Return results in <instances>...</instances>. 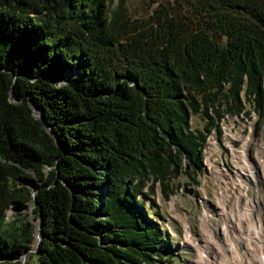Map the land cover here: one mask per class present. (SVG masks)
Instances as JSON below:
<instances>
[{
	"label": "trees",
	"instance_id": "obj_1",
	"mask_svg": "<svg viewBox=\"0 0 264 264\" xmlns=\"http://www.w3.org/2000/svg\"><path fill=\"white\" fill-rule=\"evenodd\" d=\"M140 1L0 0V264L31 213L36 264L171 263L153 183L195 181L224 117L264 119V0Z\"/></svg>",
	"mask_w": 264,
	"mask_h": 264
},
{
	"label": "rangeland",
	"instance_id": "obj_2",
	"mask_svg": "<svg viewBox=\"0 0 264 264\" xmlns=\"http://www.w3.org/2000/svg\"><path fill=\"white\" fill-rule=\"evenodd\" d=\"M116 1L114 0V3ZM128 5L133 13L143 11L140 0H128ZM246 106L249 107L248 104ZM36 113L39 114L37 110ZM203 124L201 115L191 117V128L201 129ZM220 124L222 133L217 135L212 131L206 139L201 153V163H197L196 166L187 157H183L182 163L191 167L195 181L189 175L181 173L167 181L168 185L173 186V190L156 181L153 183V193L145 200L146 208L151 214L155 212L161 214V218L155 215L152 217L169 234L171 245L166 251L173 253V261L169 264H198L200 262L198 252L203 254L208 252L210 258L216 257L220 260L222 252L215 244L210 245L206 241L212 238L217 244L222 243L224 241L222 228H227L230 223L237 231L243 230L236 226L238 217L234 215L230 220L229 214L225 211L233 208H237L238 211L245 210V204L251 202L249 200H253L258 207V195L264 185V176L257 175L259 167L257 168L256 161L261 141H264V119L252 112L251 118L241 115L226 116ZM250 170L252 172L249 174ZM253 172L255 174L252 176ZM150 184L151 181L147 183ZM222 195L223 199H220ZM237 198L240 199V205H237ZM30 209L31 206L26 203L24 208L12 206L6 213L7 216H11L17 211L27 212ZM28 222L33 228V242L25 254L22 253L21 258L23 257V264H36L30 256L35 250L38 235V223L32 213L28 217Z\"/></svg>",
	"mask_w": 264,
	"mask_h": 264
},
{
	"label": "bare ground",
	"instance_id": "obj_3",
	"mask_svg": "<svg viewBox=\"0 0 264 264\" xmlns=\"http://www.w3.org/2000/svg\"><path fill=\"white\" fill-rule=\"evenodd\" d=\"M257 154L256 166L259 167L257 175L264 176V141H261V149ZM248 172L250 174L252 170ZM254 174V172L251 173L252 176ZM220 199H223V195ZM239 201L240 199L237 198V205L241 204ZM249 201L251 202L245 204V210L238 211L237 208H233L225 211L229 214L230 220L234 215L238 217L236 226H239V230L243 229L242 232L237 231L231 223L227 228H222L224 235L222 243L217 244L212 238L206 241L210 245L215 244L217 249L222 252L221 259L210 258L211 255L208 252H204L205 254L198 252L200 264H264V185L259 190L258 207L253 203V200ZM223 207L225 208L224 205ZM248 224H250L249 227H247ZM245 235L246 237H244Z\"/></svg>",
	"mask_w": 264,
	"mask_h": 264
},
{
	"label": "water",
	"instance_id": "obj_4",
	"mask_svg": "<svg viewBox=\"0 0 264 264\" xmlns=\"http://www.w3.org/2000/svg\"><path fill=\"white\" fill-rule=\"evenodd\" d=\"M32 109H33V111H34V115H35L36 117H39V118L42 119V116L40 115V113H39V114L36 113V106H35V104L32 105ZM37 239H38V240L40 239V235H39V234L37 235ZM33 251H34V250H33ZM24 254H25V253H24ZM24 254H23V256H24ZM22 258H23V257H22Z\"/></svg>",
	"mask_w": 264,
	"mask_h": 264
}]
</instances>
